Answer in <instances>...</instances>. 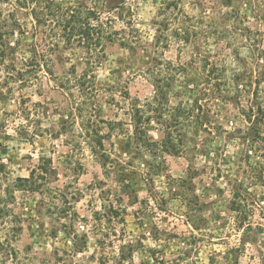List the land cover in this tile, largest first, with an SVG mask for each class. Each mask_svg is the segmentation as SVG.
Segmentation results:
<instances>
[{
	"label": "rangeland",
	"instance_id": "1",
	"mask_svg": "<svg viewBox=\"0 0 264 264\" xmlns=\"http://www.w3.org/2000/svg\"><path fill=\"white\" fill-rule=\"evenodd\" d=\"M60 1L87 2L109 11L123 0ZM125 1L135 11L137 27L153 34L150 25L158 20L156 27L168 33L157 15L161 0ZM207 2V8L192 4L175 12L174 18L182 23H174L169 34L189 26L185 21L189 14L197 17L193 42L185 45L173 37L161 52L162 59L176 65L204 56L210 69L217 66L221 78L204 103L205 119L212 124L205 130L185 129L181 157H161L141 147L126 114V93L142 100L154 94V85L146 78L153 64L151 48L109 45L97 69L105 118L124 123L123 130L106 141V148L113 151L107 167L86 145L84 150L76 148L74 133L63 130L70 103L54 81L44 78L42 87L22 88L8 81L0 68V194L50 159L59 174L52 186L71 202L18 192L14 209L24 218L23 230L12 246L0 251V264H100L106 239L107 253L124 254L128 259L124 264H264V233L238 228L231 208L238 190L264 203L259 174L264 169V142L254 131L264 139V20L258 17L264 10L256 9L254 0H236V8L225 14L219 0ZM18 21L30 22L22 13ZM6 29L19 57H31L33 35L24 33L12 18ZM79 60H56V77L64 76L73 64L82 71L85 65ZM205 87L200 69H191L188 77H177L171 101L190 110ZM27 114L31 122L26 121ZM148 129L154 141L165 138L156 122ZM255 222L264 224L259 213Z\"/></svg>",
	"mask_w": 264,
	"mask_h": 264
},
{
	"label": "trees",
	"instance_id": "2",
	"mask_svg": "<svg viewBox=\"0 0 264 264\" xmlns=\"http://www.w3.org/2000/svg\"><path fill=\"white\" fill-rule=\"evenodd\" d=\"M207 1L161 0L157 15L162 18V22H165L168 33L158 29L156 26L159 23L155 20L149 28L154 33L150 34L137 27L140 24L136 19L135 11L125 0L109 11H100L87 2L72 4L60 0H0V68L2 72H6L8 81L11 80L22 88L42 87L44 78L54 81L57 90L63 92L70 103L68 122L63 130L66 133L68 128L69 132L74 133L77 139L76 148L84 150L83 145H86L91 153L103 162L104 167H107L111 163L110 155L113 151L106 148V141L112 138L114 132L123 130L124 123L105 118L104 111L100 107L103 90L97 85V69L102 66L109 45L119 44L130 50L148 51V48H151L154 55L153 64L149 67L146 78L152 81L154 94L142 100L126 93L128 106L126 114L131 116L141 147L161 157L165 154L181 157L185 154V129L205 130L212 124L211 120L207 122L205 119L204 103L209 97V92L214 87L218 88L220 84L216 86L214 83H219L221 78L217 77L219 76L216 74L217 66L213 65L210 69L211 64L204 56H198L200 59L194 57L187 64L176 65L162 59L161 52L169 47V41L173 37L185 45L193 42L198 31V26L194 22L197 18L195 16L186 14L185 21L191 24L177 28L172 36L169 34L174 23L179 26L182 23L180 18H174L175 12H181L187 5L192 4L207 8ZM235 1L219 0L218 3L224 8L225 14H228L236 8ZM254 2L256 9L264 10V0H254ZM21 13L28 17L30 22L20 23L18 19ZM258 17L264 20V15L260 14ZM8 18H12L16 26L24 33L30 32L33 35L31 57L21 58L20 54L13 50L10 44L12 33L6 29ZM238 20L239 17H236L235 21ZM117 22L122 23L123 27L118 29ZM162 40L164 44L166 42L165 46ZM73 57L81 59L79 62L85 65L84 69L79 71L78 66L73 64L64 76L56 77L55 61L71 62ZM191 69H200L201 80L206 87L195 101L194 107L187 110L183 106L173 105L170 94L177 77L180 75L188 77ZM111 101L114 102L113 105L119 106L114 99L111 98ZM31 118L32 116L27 114L26 121L31 122ZM248 120L253 126L257 125L251 121V118ZM153 122L164 129L165 138L161 142L154 141L149 135L148 126H151ZM106 128L107 132H105ZM254 131L257 138L264 142L259 132ZM249 142L257 141L250 138ZM259 174L264 186V169L259 171ZM58 181L59 174L53 161L44 159L28 178L19 179L13 189L7 188L2 191L0 194V251H5L12 246L17 233L23 230L24 218L18 216L14 209L18 204V192L25 197L39 194L54 201L62 199L61 201L65 204L71 203L66 194L61 193L58 187L52 186ZM231 208L237 214L238 228H242L244 232L256 229L264 233V224L255 222L257 213L264 219V203L259 202L252 193L238 190L234 195ZM59 213L58 209L57 215ZM9 219L11 221H8ZM108 244L110 243L107 239L102 242L103 253H100L98 258L100 264L127 262L128 259L124 257V254L109 255Z\"/></svg>",
	"mask_w": 264,
	"mask_h": 264
}]
</instances>
